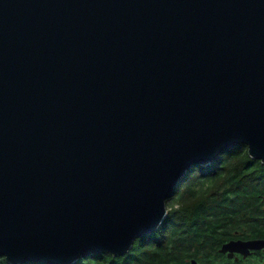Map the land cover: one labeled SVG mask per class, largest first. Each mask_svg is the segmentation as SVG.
I'll use <instances>...</instances> for the list:
<instances>
[{
	"label": "water",
	"instance_id": "obj_1",
	"mask_svg": "<svg viewBox=\"0 0 264 264\" xmlns=\"http://www.w3.org/2000/svg\"><path fill=\"white\" fill-rule=\"evenodd\" d=\"M238 145L264 166V0H0V263L122 257Z\"/></svg>",
	"mask_w": 264,
	"mask_h": 264
},
{
	"label": "trees",
	"instance_id": "obj_2",
	"mask_svg": "<svg viewBox=\"0 0 264 264\" xmlns=\"http://www.w3.org/2000/svg\"><path fill=\"white\" fill-rule=\"evenodd\" d=\"M166 207L162 226L122 257L92 254L74 264L214 261L222 259L218 249L225 241L264 238V166L249 158L244 145L225 150L209 164L189 169Z\"/></svg>",
	"mask_w": 264,
	"mask_h": 264
},
{
	"label": "flooded vegetation",
	"instance_id": "obj_3",
	"mask_svg": "<svg viewBox=\"0 0 264 264\" xmlns=\"http://www.w3.org/2000/svg\"><path fill=\"white\" fill-rule=\"evenodd\" d=\"M249 240H264V238H237L225 241L224 243L220 244L218 253L222 256V259L214 260V261H205V262H195L190 260L189 264H264V248L261 250L251 251L249 255L245 258L240 253L233 252L231 258H228L229 252L220 253V249L222 245L228 244L230 242H244Z\"/></svg>",
	"mask_w": 264,
	"mask_h": 264
}]
</instances>
